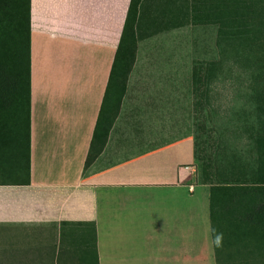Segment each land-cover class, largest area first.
<instances>
[{
	"label": "crops",
	"instance_id": "obj_1",
	"mask_svg": "<svg viewBox=\"0 0 264 264\" xmlns=\"http://www.w3.org/2000/svg\"><path fill=\"white\" fill-rule=\"evenodd\" d=\"M126 9L30 0L27 136L0 134V264H216L185 89L150 39L151 14L121 82Z\"/></svg>",
	"mask_w": 264,
	"mask_h": 264
},
{
	"label": "rangeland",
	"instance_id": "obj_2",
	"mask_svg": "<svg viewBox=\"0 0 264 264\" xmlns=\"http://www.w3.org/2000/svg\"><path fill=\"white\" fill-rule=\"evenodd\" d=\"M129 1L120 0L121 17ZM137 10L160 21L150 39L185 89L193 183L199 173L235 177L234 185H206L222 234L216 264H264V0H132L129 14ZM24 100L23 92L21 116ZM202 194L197 188V205Z\"/></svg>",
	"mask_w": 264,
	"mask_h": 264
},
{
	"label": "trees",
	"instance_id": "obj_3",
	"mask_svg": "<svg viewBox=\"0 0 264 264\" xmlns=\"http://www.w3.org/2000/svg\"><path fill=\"white\" fill-rule=\"evenodd\" d=\"M131 1L126 9L121 30L120 49L117 58L121 57L120 78L123 83L132 62L135 51V40L138 38L137 26L140 24L139 10L129 14ZM29 4L30 0H0V134L12 133L27 136L29 109ZM256 81L255 87H260ZM264 86V85H263ZM25 95V111L21 116L22 93ZM23 118V122L20 120ZM26 133V134H25ZM194 145V138H193ZM93 160L90 152L87 154L83 169ZM236 176V175H235ZM232 174L218 175L208 173L206 179L198 174L201 185L216 187L234 185ZM27 182V181H26ZM236 184V183H235ZM258 213L264 214V197ZM209 213L211 217V232L214 230V215L211 213L209 188ZM219 247L215 245V259L219 262Z\"/></svg>",
	"mask_w": 264,
	"mask_h": 264
},
{
	"label": "clouds",
	"instance_id": "obj_4",
	"mask_svg": "<svg viewBox=\"0 0 264 264\" xmlns=\"http://www.w3.org/2000/svg\"><path fill=\"white\" fill-rule=\"evenodd\" d=\"M222 234H218L215 237L214 243L217 247L221 246Z\"/></svg>",
	"mask_w": 264,
	"mask_h": 264
}]
</instances>
